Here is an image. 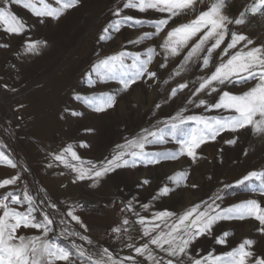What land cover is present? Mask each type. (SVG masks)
I'll list each match as a JSON object with an SVG mask.
<instances>
[{
  "label": "rangeland",
  "instance_id": "1",
  "mask_svg": "<svg viewBox=\"0 0 264 264\" xmlns=\"http://www.w3.org/2000/svg\"><path fill=\"white\" fill-rule=\"evenodd\" d=\"M62 2L63 0H45V3L53 7H59ZM125 2L126 0H81L78 6L67 9L58 19L37 17L30 9L24 7L23 2H13L10 10L25 22L27 30L23 34L9 33L7 26L0 22V151L16 163L15 168L0 163V181L19 176L15 185L0 188V196L8 191L21 195L26 184L29 194L40 196L38 201L55 203L56 209L45 205L54 221L53 231L48 234V238L54 239L72 252V264H91L76 254L73 241L83 245L86 255H91L93 260L101 259L102 249L107 247L114 259L134 256L141 260L142 264H151L144 256L134 251V247L149 240V237H144L142 226L137 223L138 217L134 212L149 217L152 213L164 209L182 213L215 194L222 197V201H217L221 208L247 199H258L264 205L260 181L255 178L252 180L257 189L255 192L247 185H236V181L250 171H264V133L252 131L251 126L236 133H221L215 141H209L197 150L198 157L195 161L186 154L178 155L175 159L170 155L169 158L159 157L158 163L137 161L135 165L121 167L96 186L88 179L76 180L75 172L54 159V154H59L62 149L72 144L81 159L75 161L69 156L70 162L78 166L82 163L84 168H88V161L98 164L106 158H111L117 152L118 145L139 138L143 134L142 130L154 131L164 128L177 112L184 116L208 117L229 114L227 110H209L204 106H194L199 99H205L209 104L214 103L219 93L208 95L207 92H201L195 96L193 93L201 82L200 78L210 74L213 66L220 62V52L229 42L230 35L225 38L220 49L213 52L208 69L201 67L207 46L199 59L194 57L180 67L188 49L180 56H168L165 60L160 44L167 30L194 17L181 14L173 18L168 28L158 36L149 37L140 43H130L143 33L154 31L151 24L138 25L135 24V19L154 20L167 14L152 9L145 12L124 9L120 17L115 16L116 9L122 8ZM233 2L236 7L231 8L229 4ZM256 2L257 0H253L252 4ZM36 3L40 6L39 0H36ZM249 5V0H230L223 11L230 19L235 20L240 18V13ZM200 7L204 10L203 6ZM129 15L134 18L133 21L122 23L119 31L111 30V35L105 38L107 34L103 30L106 27ZM250 15L253 14L246 13L245 22L239 26L229 25V34L235 31L253 40V44L248 45L249 49L264 44V37L253 32L254 29L251 30L248 26ZM258 16L259 19H264V15L259 13ZM62 28H67V36L65 34L58 37ZM198 38H194L189 47ZM29 39L46 41V46L41 48L39 54L27 53L24 46ZM243 43L241 42L236 50L242 47ZM149 47L156 48V55L149 65V70L157 72L156 78L142 79L127 90L122 88L118 80L99 78L95 73L92 75L93 82H89L88 73L92 72L93 65L100 59L120 51L132 54L140 52L142 58H146ZM233 51L235 50H229V54ZM224 59L226 60L227 56ZM125 62L131 63V58ZM161 63H164L165 67L160 68ZM177 71L179 74H176ZM182 83L187 84V87L173 96L172 89L178 88ZM253 83L254 81L249 84L229 85L228 90L240 93ZM100 93L115 94V106L97 112L83 100L75 98L77 95L91 96ZM119 102L121 107H124L121 114L117 111ZM72 112L82 115H72ZM108 117L109 123L112 124L109 128H112L113 138L104 144L101 140L104 120ZM195 127V122L188 121L182 125V131L177 133V139L166 136L165 143L146 145L145 150L177 153L180 147L177 140L182 139L186 132ZM233 137L237 138L235 144L226 143ZM81 142L86 146L81 147ZM178 173H186V180L174 184L169 178ZM192 185L196 187L193 188ZM226 185L230 187L225 188ZM165 186L169 187V193L159 195V190ZM190 189L192 194L187 196ZM176 196H180L178 206L173 205ZM130 200L133 202V212L126 208ZM189 202L191 204H188ZM145 203L149 204V208L141 210L140 206ZM13 206L21 211L27 208L26 204ZM70 207L74 208V214L80 217L82 223L73 221L67 215ZM36 215L37 219L42 216L39 212ZM124 219L129 220V225H123ZM61 220L65 223L61 224ZM114 227H121V232H113ZM64 228L69 232H78L80 236H87L92 243L81 240L80 236H61L59 233ZM258 228V222L251 217L218 221L213 226L211 235L199 237L192 243L191 252L196 257L207 255L209 251H213L214 255H222L245 239H251L255 241L251 250L258 255H264L256 251L259 244L264 247V233L259 232ZM224 231L230 235L226 238V244L221 245L216 239ZM17 235L42 236L43 233L39 229L21 227ZM202 238L207 246L196 248L198 240ZM129 244L134 247L129 248ZM149 247L161 264L170 258L156 246L150 244ZM103 259L107 260V256H103ZM56 264L68 262L56 261ZM124 264L129 262L125 261Z\"/></svg>",
  "mask_w": 264,
  "mask_h": 264
},
{
  "label": "snow or ice",
  "instance_id": "2",
  "mask_svg": "<svg viewBox=\"0 0 264 264\" xmlns=\"http://www.w3.org/2000/svg\"><path fill=\"white\" fill-rule=\"evenodd\" d=\"M21 4L30 9L37 17H51L58 19L59 16L67 9L78 6L81 0H63L59 7L45 3V0H39L37 6L36 0H2L0 2V22L7 26L9 33L23 34L28 26L17 17L11 10V3ZM230 0H126L122 8H117L114 15L120 17L124 9H137L145 12L149 9L157 10L161 14H167L162 18L154 20L135 19V24H151L154 31L143 33L135 41L130 43H140L149 37L158 36L166 28L173 18L181 16L194 17L187 22L178 23L176 26L167 30L160 48L163 50L165 60L168 56H180L181 53L188 49L184 54L180 67L186 65L193 58H200V54L204 53L207 46V52L203 55L202 69H208L211 63L212 54L215 50L220 49L225 38L230 35L229 42L220 52V62L213 66L210 74L201 77L198 88L195 89L193 95L201 92H207L208 95L219 93L218 99L209 104L205 99H199L195 103V107L204 106L206 109L227 110L228 115L212 116L205 115H187L177 112L171 117L164 128L156 130H142L143 134L139 138H133L126 141L124 145L117 146V152L100 161L98 164L88 161L90 167L84 168L71 160L79 161L75 146L69 144L61 150L59 154H54V159L76 173V180H91L93 186L100 183L102 179L115 173L121 167L129 164L135 165L137 161H147L148 163H158L159 157L175 159L178 155H187L193 161L198 157L197 150L209 141H215L216 138L225 131L236 133L238 130L246 129L251 126L252 131L264 133V44L258 47L248 48L253 44V40L249 39L245 34L235 31L229 34V25L239 26L245 22V14L264 15V0H257L256 3L249 5L240 13V18L234 21L224 14L223 9ZM204 10H201V7ZM132 16H123L110 24L103 31L108 38L111 30L119 31L120 25L129 21H133ZM196 37L195 43H189ZM211 42V43H209ZM243 43L238 50L237 46ZM46 46V41L31 40L26 41L24 50L27 53L39 54L41 48ZM229 50H235L229 54ZM156 55V48H147L146 58H142V53L132 54L128 51H120L100 59L93 65L92 72L88 73V80L93 82L92 75L95 73L99 78L118 80L124 90L142 79H153L157 77V72L149 70V65ZM227 56L225 60L224 57ZM131 58V63H126V59ZM160 68L165 67L164 63L159 65ZM131 70V71H129ZM176 74H179L177 71ZM254 83L240 93H234L228 90L229 85ZM187 84L182 83L178 88L172 89V95L175 96L177 91L185 89ZM77 100H83L89 107L97 112L105 111L116 104V95L112 93H100L91 96L75 97ZM193 103V101H189ZM159 107V105H157ZM72 115H82V113L72 112ZM188 121H193L196 127L184 134L182 139H178L180 145L177 153L166 154L149 152L145 150L146 145L162 144L166 142V136L177 139V133L182 131V125ZM170 129V131H166ZM237 138L233 137L226 141L228 144H235ZM81 147L86 146L83 142ZM246 154V153H245ZM0 163H6L13 168L16 163L10 159L3 151H0ZM186 173H178L169 179L174 184L186 180ZM253 178L260 181V191L264 193V171H250L242 179L236 181V185H247L251 191L257 189L252 183ZM19 180V176H13L0 181V188L9 185H15ZM75 182V181H74ZM147 183V181H144ZM193 188L196 185H192ZM230 187L228 185L225 188ZM169 187L165 186L159 190V195L164 196L169 193ZM155 199V197L153 198ZM222 201L219 194L210 196L208 200L195 204L182 213H175L167 209L152 213L151 217L140 215L134 212L138 217L137 223L142 226L144 237H149L148 242L134 247L129 244V248L134 247L136 254L144 256L151 264H161L160 260L155 257L149 245L167 253L169 259L164 264H264V255H258L251 250V246L255 244L254 240L245 239L239 243L237 247L222 255H214L213 251H209L207 255L196 257L192 254L190 246L199 237L211 235L213 226L218 221L240 219L247 217L254 218L258 224L259 232L264 233V205L258 199H247L240 203H236L221 208ZM27 205L24 211L18 210L13 205ZM56 209L55 203L39 200L35 195L29 194L27 185L25 184L21 195L8 191L0 196V264H56V261H65L72 264L70 256L72 252L60 245L54 239H49L48 234L53 231V218L50 217L48 207ZM141 210H147L149 204H142ZM129 212H133V202L130 200L126 205ZM41 213L40 219H37L36 213ZM67 215L73 221L81 222L80 217L74 214V208H69ZM61 224L65 221L61 220ZM82 223V222H81ZM123 225H129V220L124 219ZM163 225V228H161ZM33 228L42 230L43 235L25 236L17 235L21 228ZM86 228V226H84ZM115 233L121 232V227L112 229ZM156 233V235H152ZM61 236H80L78 232H69L66 228L59 233ZM230 235L224 231L216 242L224 245L226 238ZM119 238V237H117ZM81 240L91 244L92 241L87 236H80ZM167 245V247H165ZM73 248L76 254L91 264H142L141 260H137L134 256L122 257L119 260L114 259L112 253L107 247L102 249V258L93 260L91 255H86V249L83 245L76 244L73 241ZM107 256V260L103 259Z\"/></svg>",
  "mask_w": 264,
  "mask_h": 264
},
{
  "label": "bare ground",
  "instance_id": "3",
  "mask_svg": "<svg viewBox=\"0 0 264 264\" xmlns=\"http://www.w3.org/2000/svg\"><path fill=\"white\" fill-rule=\"evenodd\" d=\"M252 1L253 0H249V2L251 3V5H252ZM238 3V2H237ZM230 5V7L232 8V7H236L235 5H234V2H233V4H229ZM228 5V6H229ZM83 12V11H82ZM258 14H259V12L257 13V14H254V15H250V17H248V26H250V28H251V30H253V32L255 31V33H257L258 35H261L262 37H264V19H259V16H258ZM245 19V18H244ZM234 20V19H233ZM246 20V19H245ZM60 30V29H59ZM70 32V31H69ZM49 33V32H48ZM67 33V28H62L61 29V31H60V33H59V35H58V37L60 36V37H63L65 34ZM50 35V34H49ZM66 36H67V34H66ZM81 36V35H80ZM251 36H253V35H251ZM39 37V36H38ZM67 39V38H66ZM58 42V41H57ZM249 48H247L246 50H248ZM68 51V50H67ZM234 52V51H233ZM68 54V53H67ZM69 55V54H68ZM60 62V61H59ZM51 70V69H50ZM28 74V73H27ZM30 75H32V74H30ZM117 108H118V114H121L123 111H124V107H121V102H119V105L117 106ZM107 116V115H106ZM110 117H108V118H105V120H104V122H105V125H104V127H103V137H102V140H101V142L102 143H104L105 144V142L106 141H109V140H111L113 137V133H112V128H109L112 124L111 123H109V121H110V119H109ZM103 144V145H104ZM102 145V144H101ZM102 145V146H103ZM96 150V149H95ZM194 182L192 181L191 182V184H193ZM189 186H191L190 184H189ZM190 194H192V190L190 189V191L187 193V196H190ZM176 198V201L175 200H173V202H174V204L173 205H175V206H178V203L177 202H179V200H180V196H176L175 197ZM190 198V197H189ZM192 199V198H191ZM192 202V201H191ZM191 202H189L188 204H191ZM176 213H178L177 211H176ZM207 246V244L205 243V239H200V240H198V242H197V245L195 246L196 248H202V247H206ZM193 247V246H192ZM209 250V249H208ZM256 251L257 252H259V253H261V254H264V247H263V245L262 244H259V246L257 247V249H256ZM201 252V251H200ZM193 254V253H192ZM196 255V254H195Z\"/></svg>",
  "mask_w": 264,
  "mask_h": 264
}]
</instances>
